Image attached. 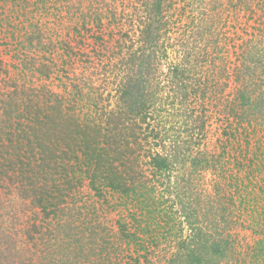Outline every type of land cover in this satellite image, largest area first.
Segmentation results:
<instances>
[{"label": "trees", "instance_id": "16d2710c", "mask_svg": "<svg viewBox=\"0 0 264 264\" xmlns=\"http://www.w3.org/2000/svg\"><path fill=\"white\" fill-rule=\"evenodd\" d=\"M207 1L0 0L5 45L0 55L10 54L14 63L18 59L17 66L0 58V188L11 182L45 219L44 225L24 229V237L1 235L0 264H155L147 257L149 246L156 245L158 235L178 233L183 222L178 213L188 209L190 233L180 236L166 264H247L248 253V264H264V195L252 188H264V0H231L232 10L227 0H213L218 1L213 7H206ZM94 24L99 42L93 55L80 43L88 31L94 35ZM176 31L188 49L185 60L192 56L195 65L207 66L200 77L208 83L194 75L185 78L184 68L174 71L184 84L173 86V80L171 89L185 107L173 111L181 119L172 122L157 116L162 133L156 130L151 143L147 134L127 132L128 114L106 106L103 91L113 83L141 122L150 108L164 111L154 80L168 37ZM128 40L137 46L121 55L132 74L120 82L118 56ZM222 45L230 46V58ZM22 46L38 53L23 57ZM98 48L105 52L100 55ZM94 57L99 65L104 57L108 82L102 86L88 73L98 63ZM204 89L228 97L221 99L232 114L221 117L218 155L204 146L211 102L195 101L197 95L205 97ZM103 105L110 109L105 117ZM161 141V151L151 147ZM230 158L235 160L231 169ZM208 168L237 180L236 191L248 197L240 196L237 208L229 198L211 214V208L203 210L212 205L201 200L193 183ZM84 186L93 197L83 193ZM107 201L112 211L134 209L139 215L118 218L115 234L97 213ZM240 204L255 214L250 220L257 228H251L260 235L251 242L240 236L238 227H250Z\"/></svg>", "mask_w": 264, "mask_h": 264}, {"label": "rangeland", "instance_id": "374dc122", "mask_svg": "<svg viewBox=\"0 0 264 264\" xmlns=\"http://www.w3.org/2000/svg\"><path fill=\"white\" fill-rule=\"evenodd\" d=\"M229 5L228 8L229 10H232L231 6H230V2L231 0H227ZM212 2L214 3V5H216V2L218 1H207L206 2V7H213L214 5H212ZM224 2H226V0H224ZM9 4V3H8ZM232 4V3H231ZM223 18L225 19V22L231 23L230 17H226L225 13L223 15ZM106 18H103L102 21H106ZM96 24H94V35L91 37V34L93 31H88L84 36H83V41L80 43V45H82L81 49H83V46L85 47L84 51L87 54H93L94 55V51H92L93 48L98 47V38H95L94 36L98 35L96 33V31H98V29L95 27ZM54 27V26H53ZM174 34V33H173ZM8 38V36L6 37ZM181 37H179L177 31H176V35L175 36H171V38L168 37V42L170 43V45L167 47V52L165 56H160V60L158 63V79L154 80V82L156 84H160V87H157V89L155 90L156 93L159 95L158 97V103L159 106L164 109V111L160 110V111H156L155 108H150V113L148 114V118H146L143 122H141L140 116L136 115V111H133V109L130 108V106L128 105V101L123 100L120 94V91H117V87L113 85V83L108 84L107 88H111V89H105V91H103V97L104 98V104L106 106L112 107L117 111L118 110L122 111L125 113L123 114L124 117L128 114V116H126L125 122L126 124H128V127H130V129L127 132H131L133 133L134 131L137 132L142 136L144 134L149 135L147 138V140L151 143L154 142V139H152V134L155 133L156 130H160V133H162L161 131V124L157 125V119H158V115L159 116H164L163 119V123L164 120L167 122V120L169 119L170 122H172L173 120H177L178 118L181 119L180 117H176L174 116V112L175 114H177L178 109H182L185 107V105H181L179 106L178 101L176 100V96L174 97V93L171 89L172 86V81L176 80V82L174 83L173 86H177L179 85L182 81H181V76L177 77L174 73L175 72H179V70L181 71L182 68L185 69L184 71V77L188 78V76L190 77H196L198 80H203L202 84H207L208 82H206V80L202 77H200L203 73L204 70H206L205 68L207 67L206 65H201V62H197V65H195L193 63L194 57H189V61L185 60L186 58V54H187V47L183 46L182 44V40L180 39ZM98 39V40H96ZM2 40V38L0 37V41ZM6 40V39H5ZM8 40V39H7ZM75 41H71V43H74ZM83 42H85L88 45H84ZM133 41L128 40L127 43L128 47H124L123 51H120V55L118 56V61H120V67L117 66V72L119 74L118 76V81L120 82H124L126 80V75H131L132 71L130 69V66L128 64L125 63V61H123L122 59L124 58L123 55H121V53H125V57H126V52H131L132 50H135L136 48V44L132 43ZM0 49H5L4 48V43L0 42ZM91 44V45H89ZM183 46V47H182ZM217 46H221V44L218 42ZM223 46V45H222ZM23 47V46H22ZM25 49H22V53L24 52V54L22 55L23 57L28 55H34L35 53H38L37 49H35L33 51V49H28L26 47H23ZM225 54L227 55L228 58H230V53H231V48L230 46H223ZM98 50L100 51L99 54L102 55V52H105V50H100V48H98ZM186 50V51H185ZM194 51V50H193ZM6 52V51H5ZM22 57V58H23ZM0 58H2V60L7 61L9 63L12 64H16L18 63V59L15 61L16 63H14V59H10V54H3L0 55ZM95 58V61H97L98 63H96V65H91V67L88 69V73L93 76L94 81H95V85L96 86H102V84H104V82H106L107 80L104 78L107 74V70L106 68H104V57L102 58V61H100L99 65V61ZM13 60V61H12ZM217 60V59H216ZM17 65V64H16ZM18 66V65H17ZM12 67V66H10ZM28 70V69H25ZM110 70V69H109ZM194 70L197 71V73H194ZM116 71V70H115ZM115 71L111 72L114 73ZM26 73H30V71L26 72ZM25 73V74H26ZM174 73V74H173ZM35 74V72H34ZM36 76V75H35ZM34 76V77H35ZM124 78V80L122 78ZM188 80L185 79L184 82H187ZM108 82V81H107ZM184 83H181V85H183ZM162 85V86H161ZM230 88V87H229ZM228 87H225V93H227V89H229ZM57 90H59L57 88ZM205 90V89H204ZM101 91V89H100ZM212 93L215 95L213 96ZM178 94H180V92H178ZM167 95V96H166ZM228 98L225 97L223 95V93H221L220 91H217V93H214L213 91H209V89L205 90V97H201L200 95H197L196 98V102H199L201 100H205L204 103L210 101L211 103L209 105H207L211 110H210V115L211 118L209 120V123L207 125V131H206V137L204 139V146L206 149H208L209 152L213 151L214 155H218L221 151L222 148L220 146V141L219 138L221 137L220 134L223 131V121H221V117H231L232 114L229 113V115L227 114V111L225 110V106H226V99H221V98ZM193 98L191 97L189 99V101H191L190 103H194L195 101L192 100ZM188 101V102H189ZM202 101V103H203ZM195 102V106H199L197 103ZM188 104H186L187 106ZM103 105V111L101 113L103 117H105V114H107L110 109L108 107H106ZM156 106V107H159ZM224 107V110H222ZM125 108L128 109V112L126 113ZM222 108V109H221ZM198 109V108H197ZM166 110V111H165ZM199 110V109H198ZM174 111V112H173ZM168 113H171L173 116H168ZM102 117V119H103ZM170 117V118H169ZM137 123L141 126L137 127ZM168 123V122H167ZM136 124V128L133 129V125ZM163 126V124H162ZM166 126V125H165ZM140 127V128H139ZM152 127H155V129L152 130ZM229 127L231 128V126L229 125ZM228 128V129H230ZM128 134V133H126ZM146 135V136H147ZM158 142L161 140L160 138L157 139ZM134 138L131 137L130 142H133ZM154 145H152V148H155L154 150H159L161 151L163 146H164V142L161 141V144H156L154 147ZM234 159L230 158L227 164V167L231 169V167L233 166L234 163ZM145 165H149L148 163H145ZM216 171L208 168V169H201L199 175L197 174V176H195L194 179V186H197L195 189V192L198 190L199 191V195L201 197V200L203 198V200H205L206 202H208L209 205H212L211 207H204L203 210H208L210 211L209 213H213L214 211H217L216 206L218 204H223V202L225 201L227 203V201H229V198H235L236 202H234V204H236V208H237V204H239L238 202L240 201V196H245L246 198L248 197L247 194L245 192H243L240 195V191H236V184H237V180L234 181V179H232L230 176H227L225 178L221 177L220 172H218V174H215ZM263 177V176H262ZM175 179V177H174ZM188 180V178H187ZM263 181V180H262ZM222 182V183H219ZM219 183V184H218ZM223 185L224 186V191L220 192L217 189L218 185ZM258 186V185H257ZM12 184L11 182L8 183H4L3 186L0 188V236L5 234L7 236H9L10 238H12V240H15V235L17 234V232L22 235L23 237L26 235L24 229L26 228H31L33 224L39 225L40 224H45V219L43 218L42 212L41 210L36 207L29 199H24L22 198L18 193H16L13 189H12ZM257 195H264V188H260L258 189L255 185L252 187ZM83 193L87 194V196L90 198V195L92 194L91 190L87 187L84 186L83 187ZM194 192V193H195ZM237 193L239 194V197L237 196ZM92 196V195H91ZM93 197V196H92ZM104 201V199H102ZM197 199L194 201L193 205H197L196 204ZM228 204V203H227ZM232 206V205H231ZM219 207V206H218ZM243 204L239 205V209H242L241 211H244V215L247 218V223L249 224L250 227H238V229L240 230V236L243 237L244 241L247 242H251V238L253 239V237H258L260 235V233H254V228H257V222L255 221H251L250 219L255 217V214L251 213L250 211L248 212L246 210V208L244 207ZM235 208V209H236ZM119 209V207H115L113 208V211L111 210V207L109 205V202L107 201V203H104V205L100 206L99 209L97 210L98 214L100 215V219L102 222V225L111 229L115 234L117 232V220L118 218L121 219H125V217H127L128 214H135V215H139L138 211H134V209H132V211H123L120 213H117V210ZM228 210H232V208H229ZM188 212H191V209L185 210L184 212L180 211L178 214H180V219L181 223L179 228L180 230H176L174 229V231L176 230L178 233H170L167 235H162L163 238L160 237V235H158V238L155 240L157 243L155 245L152 244L149 246V254L147 255V257H149L150 260L154 261L155 264H166L165 262V258L168 257L174 250H177L178 248V244L179 243V239L180 236H186L190 233V226L187 225L186 223V218H184L185 214ZM182 212V213H181ZM195 213V212H194ZM122 214V215H121ZM124 216V217H122ZM157 221V220H156ZM158 222V221H157ZM155 224H151L150 228H152ZM135 226L131 227V230H134ZM161 232L162 230H159L157 228L153 229V232ZM253 231V232H252ZM32 233V232H31ZM264 240V239H263ZM246 251V250H245ZM244 251V254H245ZM248 252V251H247ZM250 252V251H249ZM28 253H26L25 255L21 256V258L23 257L24 262H26V260H28L27 255ZM249 255L250 253L245 255V261L248 264L249 262ZM165 256V257H164ZM244 256V255H243ZM34 262V261H33ZM28 264V262L26 263ZM29 264H31V262H29Z\"/></svg>", "mask_w": 264, "mask_h": 264}]
</instances>
